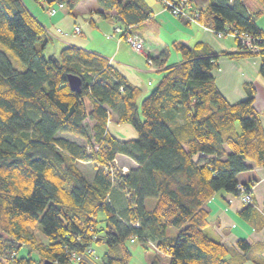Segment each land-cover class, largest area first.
<instances>
[{"label":"trees","instance_id":"trees-1","mask_svg":"<svg viewBox=\"0 0 264 264\" xmlns=\"http://www.w3.org/2000/svg\"><path fill=\"white\" fill-rule=\"evenodd\" d=\"M33 1L47 8L61 2L75 14L80 0ZM256 2L253 11L244 0L193 3L206 26L260 36L259 49L252 52L238 43L243 51L231 53L203 41L177 42L181 60L162 67L157 84L138 106L140 87L106 57L76 44L45 55L51 40L45 24L22 0H0V264L44 258L94 264L93 244H105L98 264H126L131 255L126 241L135 239L169 254V264H242L248 242L239 239L236 249L209 237L203 229L205 204L218 189L237 194L239 182L249 187L237 180L249 168L246 161L264 168V110L254 109L253 90L235 102L226 100L211 72L220 56L258 55L264 78V32L255 22L264 0ZM98 4L102 11H113L122 26L133 27L152 12L145 0ZM9 52L26 67H15ZM68 73L80 77L79 92L68 86ZM111 114L118 122H131L137 137H115L106 127ZM66 132L85 142L60 135ZM88 142L101 143L99 152H87ZM120 153L137 166L111 185L102 165ZM79 161L93 164L90 180ZM113 189L120 191L122 206L111 200ZM246 213L248 206L241 215ZM36 225L46 242L35 237ZM167 226L177 234H166ZM21 244L29 249L16 256ZM89 247L92 253L85 251ZM32 249L38 259L29 255ZM151 264H158L156 256Z\"/></svg>","mask_w":264,"mask_h":264},{"label":"crops","instance_id":"crops-1","mask_svg":"<svg viewBox=\"0 0 264 264\" xmlns=\"http://www.w3.org/2000/svg\"><path fill=\"white\" fill-rule=\"evenodd\" d=\"M145 1L151 7L152 12L146 20L134 25L131 29L142 37L146 54L133 51L125 40L118 38L117 34H112L111 25H113L114 20H117L115 14L113 11H102L98 0H80L73 8L75 14L81 13L80 15L91 25L99 22L98 29L95 30L96 33H94L93 28H90L88 29L89 36L85 35L83 38L75 35L82 33L80 24L75 20L69 22L64 29L58 26L59 21L64 17L60 9L67 11L64 4L55 14H49L48 8L43 7L40 3L33 0L23 2L37 19L45 24L48 33L51 32V39L53 35L59 43L64 45L76 44L88 50L99 52L129 82L140 87L144 93L149 90L150 84L157 82L160 78L163 73L161 69L164 65L181 60V54L174 47L177 42L190 46L195 42L203 41L217 51L226 50L231 53L243 51L234 36L224 33L217 36L215 32L205 30L203 26L197 23L187 22L181 17H174L162 6L160 0L154 6L148 0ZM248 3L254 5L251 0H248ZM248 9L250 10L249 7ZM59 10L61 14L58 15ZM256 24L259 26L258 23ZM74 25L79 26L80 31L78 33L71 31ZM56 28H60V32H57ZM94 38H97V44L89 47L87 41ZM171 54L172 56L168 57ZM148 56L152 63H147L146 57ZM156 57L159 59H155ZM259 62L258 55L220 56L211 73L217 88L226 100L235 102L245 98L249 91L253 90L254 109L257 111L264 110V78L259 73ZM110 116L117 119L114 114ZM260 119L264 127V114L261 115ZM89 124H91V120H89ZM110 132L117 137L111 130ZM60 135L80 144L85 142L84 138L68 132ZM118 155L129 159V168L137 166L132 158L122 153ZM246 163H248L249 168L240 171L237 174V180L245 181L251 185V205H244L240 197L232 192L218 189L205 204L208 212V223L203 229L209 237L223 241L235 248L237 241L244 238L248 242L249 248L247 250L248 256L243 259L242 264H264V168L250 161H246ZM111 200L116 206H122L124 202L121 200V193L117 189L112 190ZM247 206L248 213L241 215V211ZM233 257H236L235 254L231 258L234 259Z\"/></svg>","mask_w":264,"mask_h":264},{"label":"rangeland","instance_id":"rangeland-1","mask_svg":"<svg viewBox=\"0 0 264 264\" xmlns=\"http://www.w3.org/2000/svg\"><path fill=\"white\" fill-rule=\"evenodd\" d=\"M23 1H29V0H23ZM149 3L154 6L156 5V3H158V0H148ZM245 3L247 4V6L250 8V10L253 11V9H255L257 6H258V2H256V0H251L252 2H254V5L252 6L250 3H248V0H244ZM54 6V7H57L56 4L54 5H51L49 8H48V12L49 14H55L58 9L60 7H57L55 9L54 12H51L50 11V8ZM62 11V14H63V19H61L58 24V26L62 29H64V27L69 23V22H72L73 20L77 21L79 24H80V27H81V32L82 33H79V34H75L76 37H84L85 35H88L89 36V31L88 29L90 28H93V31L94 33H96L95 30H97V26L99 25V22L97 24H93L91 25L88 21H86V19L81 16L79 14H73V13H69L67 12L65 9H60ZM59 10V11H60ZM61 11L58 13L61 14ZM169 12V10H167ZM170 13V12H169ZM94 14V13H93ZM255 22L259 24V26L262 28V30L264 31V10L262 12H260V14H256L255 15ZM46 24H48L47 22H45ZM115 25H121L119 20H114L113 21V25H111V31H112V34L115 35L117 34L116 36L120 39L121 36L119 33H115V31L112 29L113 27H115ZM74 27V26H73ZM71 29V31L75 32L74 29ZM60 28H56V31L57 32H60ZM49 33H51L49 31ZM78 33V32H77ZM163 34V32H162ZM88 42V46L89 47H93L94 44H97V38H94L92 40H89L87 41ZM47 45L44 47L43 49V52L45 55H50L52 53L54 54H57V52L59 51V49L62 48V46L64 45L63 43H59V41L52 35V39L51 41H48L46 43ZM10 56H11V59H12V62H13V65L15 67H17L18 69H23L25 68L26 66L24 65V63H22L21 61H19V59L17 58V56H15L14 54H12L11 52H9ZM172 56L169 55L168 57ZM172 58V57H171ZM170 60H173L171 59ZM147 61V60H146ZM147 63H152L147 61ZM158 81V80H157ZM157 84V82H153V84H150L148 86L149 90L147 92H143V90L140 91V95L139 97L137 98V101H136V104H138V106L140 105L139 104V101L140 99L145 96L146 94H148V92L152 89V87H154L155 85ZM111 118V117H110ZM109 118V119H110ZM108 119V120H109ZM110 123H109V127H110V130L119 138H123V139H130V138H134V137H137V132H136V129L135 127L131 124V122H126V121H117V119H115L114 117L111 118V120H109ZM89 124V121L88 123ZM116 158L118 160V165H121V164H124L126 165L127 168H129L130 164H129V159L128 158H125L124 156H119L118 154L116 155ZM93 164L91 162H80L78 163V166L79 168L81 169V171H83L84 173V176L87 178V179H90L91 178V175L93 173ZM243 171V170H242ZM103 213L102 212H98V217H102ZM166 231V234L170 235V236H175L178 232V230L173 227V226H167V228L165 229ZM33 232L35 234V237L38 238V240L40 239L41 241L43 242H46L47 239H46V236L43 235V233L41 232L40 230V226H37L33 229ZM129 249H130V257L128 258L126 264H151L152 261H153V258L156 256L158 258V264H169L168 263V260H169V254H167L166 252H163L162 250L156 248L154 246V244L150 241L146 242L145 243V246L139 242L137 239L135 240H127L126 241ZM94 245V248H95V257L93 258V262L94 264H98L99 263V260H100V254L104 251L105 249V244L103 245H96V244H93ZM16 251H15V254L16 256H19V255H23L25 253H27L28 251V247L21 244L19 245L18 247H15ZM29 255L34 258V259H38V255H37V252L35 250H31L29 252Z\"/></svg>","mask_w":264,"mask_h":264},{"label":"built area","instance_id":"built-area-1","mask_svg":"<svg viewBox=\"0 0 264 264\" xmlns=\"http://www.w3.org/2000/svg\"><path fill=\"white\" fill-rule=\"evenodd\" d=\"M160 1L162 3V6H164L166 10H169L170 14L174 17H181L185 19L187 22L197 23L203 26L205 30H208L210 32L211 31L215 32L217 36H221L223 33L232 35L237 38L238 43L243 49H247L252 52L259 49V45L257 44V42L261 39L260 36H256L255 34L253 35L246 31L238 32L235 29H233L232 31H228V30L227 31L226 30L216 31L213 28H209L208 26H206L202 22L201 15H199L198 10L194 8L190 0H160ZM62 4L63 3L60 2V3H57L56 5L57 7H60ZM57 7L52 6L50 8V11L54 12ZM130 28H131L130 25H125V26L115 25V27H113V30L115 31V33L120 34L121 38L129 44L130 48L133 51L146 54L144 47H143L142 37L138 33H134L133 31H131ZM73 29L75 32L80 31V28L78 25H74ZM146 60L149 62L152 61L149 57H146ZM84 146L87 152H89L92 155H94L96 152H99V150L101 149L100 148L101 143H97V142H88ZM117 163H118V160L115 155L110 159H106L102 165L103 170H105L110 176L111 185L117 182L116 178L118 175L127 173L129 171V168H127L126 165L124 164L118 165ZM250 188H251V185L247 187L242 182H239L237 184V187H236L237 194L236 195L240 197L244 205H251L252 203V198L250 195ZM131 224L133 226L138 225V222L133 221L131 222ZM85 251L87 253H92L93 248L92 247L86 248ZM72 257H75L77 259L80 258V256L75 253H72Z\"/></svg>","mask_w":264,"mask_h":264},{"label":"water","instance_id":"water-1","mask_svg":"<svg viewBox=\"0 0 264 264\" xmlns=\"http://www.w3.org/2000/svg\"><path fill=\"white\" fill-rule=\"evenodd\" d=\"M195 5H197L198 7H202L207 5L209 0H191ZM67 83L68 86L70 87V89L72 91H80L81 90V79L78 75L76 74H71L68 73L67 74ZM30 264H59L58 262L52 260V259H48V258H44L42 261H40V263L37 262H32Z\"/></svg>","mask_w":264,"mask_h":264}]
</instances>
